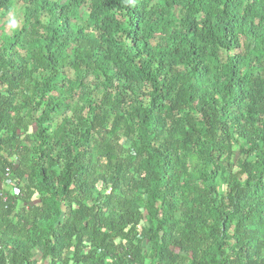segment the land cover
<instances>
[{
	"label": "trees",
	"instance_id": "16d2710c",
	"mask_svg": "<svg viewBox=\"0 0 264 264\" xmlns=\"http://www.w3.org/2000/svg\"><path fill=\"white\" fill-rule=\"evenodd\" d=\"M0 264H264V0H0Z\"/></svg>",
	"mask_w": 264,
	"mask_h": 264
},
{
	"label": "clouds",
	"instance_id": "9594fccd",
	"mask_svg": "<svg viewBox=\"0 0 264 264\" xmlns=\"http://www.w3.org/2000/svg\"><path fill=\"white\" fill-rule=\"evenodd\" d=\"M13 26L15 27V21H13Z\"/></svg>",
	"mask_w": 264,
	"mask_h": 264
}]
</instances>
